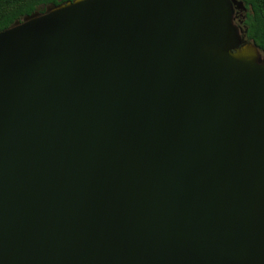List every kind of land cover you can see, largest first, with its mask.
I'll list each match as a JSON object with an SVG mask.
<instances>
[{"label": "water", "instance_id": "obj_1", "mask_svg": "<svg viewBox=\"0 0 264 264\" xmlns=\"http://www.w3.org/2000/svg\"><path fill=\"white\" fill-rule=\"evenodd\" d=\"M241 0H73L0 32V264H264V56Z\"/></svg>", "mask_w": 264, "mask_h": 264}, {"label": "trees", "instance_id": "obj_2", "mask_svg": "<svg viewBox=\"0 0 264 264\" xmlns=\"http://www.w3.org/2000/svg\"><path fill=\"white\" fill-rule=\"evenodd\" d=\"M73 0H0V32L9 28L24 17L43 13L49 5L57 6ZM246 12H238L242 27L246 29V39L251 41L264 56V0H241Z\"/></svg>", "mask_w": 264, "mask_h": 264}, {"label": "flooded vegetation", "instance_id": "obj_3", "mask_svg": "<svg viewBox=\"0 0 264 264\" xmlns=\"http://www.w3.org/2000/svg\"><path fill=\"white\" fill-rule=\"evenodd\" d=\"M239 15H238V12L237 11H235V22L236 23H238V21H239Z\"/></svg>", "mask_w": 264, "mask_h": 264}, {"label": "rangeland", "instance_id": "obj_4", "mask_svg": "<svg viewBox=\"0 0 264 264\" xmlns=\"http://www.w3.org/2000/svg\"><path fill=\"white\" fill-rule=\"evenodd\" d=\"M41 10V8H39V10H37L36 12H39Z\"/></svg>", "mask_w": 264, "mask_h": 264}]
</instances>
